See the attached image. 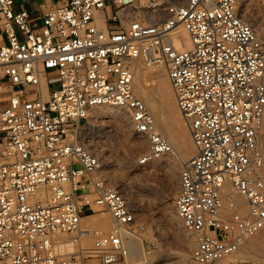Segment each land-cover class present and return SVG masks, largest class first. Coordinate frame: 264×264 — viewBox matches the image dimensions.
Masks as SVG:
<instances>
[{
  "label": "built area",
  "instance_id": "1",
  "mask_svg": "<svg viewBox=\"0 0 264 264\" xmlns=\"http://www.w3.org/2000/svg\"><path fill=\"white\" fill-rule=\"evenodd\" d=\"M15 1L0 0V264H129L135 210L87 128L108 106L147 141L138 164L173 152L134 93L137 63L164 70L194 145L173 199L191 260L217 262L264 228V38L241 0H110L109 27L107 0H59L38 25ZM101 211L109 231L82 225Z\"/></svg>",
  "mask_w": 264,
  "mask_h": 264
},
{
  "label": "rangeland",
  "instance_id": "2",
  "mask_svg": "<svg viewBox=\"0 0 264 264\" xmlns=\"http://www.w3.org/2000/svg\"><path fill=\"white\" fill-rule=\"evenodd\" d=\"M241 2L242 5L245 6L247 20L252 27H254L253 30L255 29V33L257 32L256 35L260 38H264V0H258V2L255 0H241ZM16 3H19V0H17ZM39 23L40 21H37L34 25H38ZM97 23L98 25H101L100 22ZM137 82V79H134L133 87L136 96L143 101L149 100L152 105L151 108L153 107L152 110H157L159 107V101L156 96L148 94L147 91L140 92L137 88ZM49 85L51 90H55L58 87L56 84V76L53 73L49 74ZM172 106L175 113L173 118L174 122L172 121V123L171 121L166 120L164 115H162L161 118L164 119L165 123L168 121L166 124L169 128H173V126L176 125L175 123L178 122L179 124H183L187 130L183 118L176 107L173 95ZM103 108L105 107L94 108V110L89 113L87 133L90 145L95 149L101 159L106 158V162L101 164V173L107 177L112 184L127 183L125 191L129 194L131 200H133L132 205L135 210L136 222L138 225V238L140 239V245L145 261L147 263L148 261L149 263L158 262L161 259L159 255L167 251V249L172 252L181 251V249H183V246L181 245L182 241L188 240L191 243V248L188 250L186 256L187 259L185 258L183 264H196L190 258L191 251L194 247V239L184 229L175 210H172V208L170 209L171 206L174 209L173 199L178 190L177 183L180 166L175 163L174 170L177 175L175 174L176 176L173 179L167 175L162 167L155 166L159 160H172L175 156L174 149L171 153V155L174 156L172 157L169 155L171 158L167 156L158 159L157 161L155 160L156 163H154L155 161H151L146 165L138 164V159H140L148 150L147 141L133 132L127 117H125L127 120L125 122V119L121 117L111 118L107 114V116L105 114L103 115ZM159 127L161 126H158V128ZM262 131L259 137V151L264 160V122ZM171 139L174 140L173 137H171ZM112 164L114 165L113 167L110 166ZM176 167H179L178 170ZM74 168L79 169V166L75 165ZM262 171H264V165ZM114 176H117L118 179ZM169 212L180 220L179 227L170 224V220H167L168 218L166 215H168ZM102 220L108 221V223H110V228L113 227V220L107 211L96 213L92 215L91 218L81 221V223L83 226L86 225V223L87 225L89 223L91 224L90 227H93L92 225ZM263 231L264 228L259 232L262 234ZM259 232L257 235L253 236V238L251 237L247 239L236 252L228 256L233 263L262 264V258L258 257L253 251L246 249L248 244L256 242L255 238L260 235ZM248 254L254 258H251ZM217 262L212 264H217ZM129 263L137 264L138 260H130L129 256Z\"/></svg>",
  "mask_w": 264,
  "mask_h": 264
},
{
  "label": "bare ground",
  "instance_id": "3",
  "mask_svg": "<svg viewBox=\"0 0 264 264\" xmlns=\"http://www.w3.org/2000/svg\"><path fill=\"white\" fill-rule=\"evenodd\" d=\"M255 1L258 2V0H255ZM243 9L245 10V6L244 5H243ZM98 20L101 21V18L99 17ZM178 34H179L180 37L186 39V32H185V30L182 27H180L178 29ZM256 34H257V32H256ZM134 71H135L134 79H137V81H138L137 82L138 90H140V92L147 91L148 94L155 95L156 98L159 101L158 109L157 110H152L153 107L151 108L152 105L150 104V101L149 100L143 101L141 99L145 103L146 107L148 108V110L150 111L152 116L154 117L158 131L164 137L167 138V140L170 142V144L172 146V149H174V153H175V156L173 155L174 157L170 154L173 157L172 160L168 159V160L164 161V159H162V161L159 160L157 163H156L157 160L155 162L154 161L153 162L156 163L155 166L162 167L166 171L167 175L171 179H173L177 175V173L174 170L175 163L178 164V166H181L184 163H186L191 158L192 154H194V151H195L194 145L192 143V140H191V138L189 136L188 131L186 130V128L184 127L183 124H179L177 122V123H175L176 125L173 126V128H169L167 126V124H166L168 121H166V123H165L164 119L161 118V116L164 115L166 120L174 122L173 118L175 116V113H174V110H173V106H172V95H173V93H172V91L170 89L169 82H168V79L166 77V74H165L164 70L162 68H158V67H156V68H148V67L144 66L142 63H137L135 65V67H134ZM134 79H133V82H134ZM134 93H135V91H134ZM173 97H174V95H173ZM102 112H103V115L107 114L111 118L112 117H121V118L125 119V122L127 121L126 118H125L126 117L125 115H123L118 110L113 109L111 107L106 106L105 108H103ZM102 112H101V114H102ZM121 121H122V119H121ZM158 126H161V127H159L160 129L158 128ZM262 128H263V126H262ZM261 131H262V129H261ZM171 137H173L174 140H172ZM88 138H89V136H88ZM91 144H92V142H91ZM105 159H101L102 163L106 162ZM113 161H114V159H113ZM103 165H102V167H103ZM110 166L113 167L114 165L112 164ZM152 166H153V164H152ZM118 167H120V166H118ZM118 167H117V169H118ZM178 168H177V170H178ZM117 169H114V170H117ZM112 177H113V175H112ZM262 177L264 179V171H262ZM115 178H117V176ZM127 181L130 182L129 180H127ZM115 185L118 186V187L120 186V189L123 191V193L127 197L129 203L132 204L133 200H131L129 194H127L126 191H125V188H127V186H126L127 183H119V184H115ZM235 201L238 204L243 206L241 198L236 197ZM171 208H172V210H174L172 206L170 207V209ZM166 216L168 218L167 220H170V222H171L170 224H172V225L174 224V225H177L179 227V225H180L179 221L180 220H178L171 212H169L168 215H166ZM88 218H91V217L83 218L82 221L85 220V219H88ZM84 226L85 227L88 226L87 228L99 229V230H102V231H109L111 229L110 228V223H108V221H106V220H102V221H100L98 223H95L94 225H92L93 227H90L91 224H89V223H88V225L86 223V225H84ZM255 239H256V242L253 243V244L252 243L248 244L246 246L247 247L246 249L253 251L258 257L262 258L263 259L262 260V264H264V231L262 232V234L260 233V235L256 236ZM181 245L183 246L182 247L183 249H181V251L172 252V251H168V249L165 252L161 251L163 253L161 255H159L161 259L158 262L149 263V261H148V263H147L145 261V257L143 255V251H142V248H141V245H140V239L138 237H130L126 241V246H127V249H128L130 260H138L137 264H183L187 254H188L187 252L191 248V243L188 240H184V241H182ZM70 249L71 248H69V250ZM248 255L250 256V254H248ZM129 256H128V260H127L128 263H129ZM250 257L252 258L253 256H250ZM217 264H249V263H239V262L238 263H233L231 261L230 257H226V258H223V259L219 260V262H217Z\"/></svg>",
  "mask_w": 264,
  "mask_h": 264
},
{
  "label": "crops",
  "instance_id": "4",
  "mask_svg": "<svg viewBox=\"0 0 264 264\" xmlns=\"http://www.w3.org/2000/svg\"><path fill=\"white\" fill-rule=\"evenodd\" d=\"M17 1V0H16ZM15 4L26 9L30 15V19L33 23L40 21L45 12L52 8L59 0H31V1H20ZM114 13V6L110 0L106 1L105 8L98 15L105 21L107 27L112 26L114 22L111 17Z\"/></svg>",
  "mask_w": 264,
  "mask_h": 264
}]
</instances>
